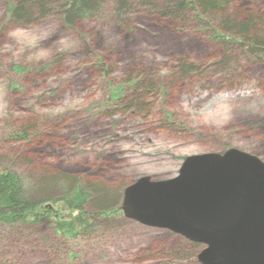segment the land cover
<instances>
[{"label":"rangeland","instance_id":"rangeland-1","mask_svg":"<svg viewBox=\"0 0 264 264\" xmlns=\"http://www.w3.org/2000/svg\"><path fill=\"white\" fill-rule=\"evenodd\" d=\"M13 1L0 0V170L28 191L56 173L114 191L121 206L128 185L174 177L189 155L236 148L264 161V50L239 34L241 43L219 38L220 11L178 22L98 0L71 27L54 10L19 26L9 19ZM226 8L260 16L249 34L264 41V0ZM85 208H98L95 199ZM190 248L122 214L76 240L45 224L0 225V264H189Z\"/></svg>","mask_w":264,"mask_h":264},{"label":"water","instance_id":"water-1","mask_svg":"<svg viewBox=\"0 0 264 264\" xmlns=\"http://www.w3.org/2000/svg\"><path fill=\"white\" fill-rule=\"evenodd\" d=\"M126 219L201 245L199 264H264V161L236 148L186 156L174 177L123 191Z\"/></svg>","mask_w":264,"mask_h":264},{"label":"trees","instance_id":"trees-1","mask_svg":"<svg viewBox=\"0 0 264 264\" xmlns=\"http://www.w3.org/2000/svg\"><path fill=\"white\" fill-rule=\"evenodd\" d=\"M97 1L15 0L10 5L9 19L16 25L26 26L35 18L36 14L41 18L54 10L61 17L63 24L71 27L76 20L93 12ZM117 3L119 12L121 10L125 12L126 7L134 9L139 5L148 10L166 14L178 22L184 21L185 14L189 15L188 19H194L199 18L201 10L220 11L219 20L222 24L221 30H217L219 38L241 43L232 35L233 33L239 34L245 39L249 38L248 48L264 50V41L261 37L249 34L250 29L254 33L259 28L257 23L261 19L260 16H250L247 20L248 17L242 16L241 12L229 13L226 8L228 0H117ZM183 69L185 67L182 66L181 70ZM146 90H150V87H147ZM73 180V178L66 180L63 175L56 173H47L35 187H30L28 191L16 174L7 169L0 170V225L4 227L17 225L35 227L45 224L50 226L54 234L61 239L76 240L79 236L91 233L94 235L98 220L102 221L112 215L122 214L117 194L114 191L89 184L85 186ZM58 189L65 192L52 197V194H55ZM89 199H95L98 208L87 211L85 206ZM113 200H117V202L113 207H108ZM48 203L51 207L47 206ZM64 212L67 215V223L59 220V217H65ZM191 245L193 248L188 249L189 252L186 253L187 263L199 264L195 254L200 245L192 242ZM176 250L174 249L175 256H177ZM68 254L72 255L71 252ZM184 259L183 257L177 258L180 261Z\"/></svg>","mask_w":264,"mask_h":264},{"label":"bare ground","instance_id":"bare-ground-1","mask_svg":"<svg viewBox=\"0 0 264 264\" xmlns=\"http://www.w3.org/2000/svg\"><path fill=\"white\" fill-rule=\"evenodd\" d=\"M241 151H243V150H241ZM246 152V151H245ZM215 153H219V152H215ZM247 153H249V154H251V155H254V154H252V153H250V152H247ZM201 154V153H200ZM194 155V154H193ZM254 156H257V155H254ZM258 157V156H257Z\"/></svg>","mask_w":264,"mask_h":264}]
</instances>
